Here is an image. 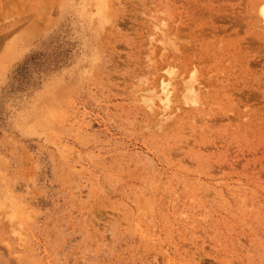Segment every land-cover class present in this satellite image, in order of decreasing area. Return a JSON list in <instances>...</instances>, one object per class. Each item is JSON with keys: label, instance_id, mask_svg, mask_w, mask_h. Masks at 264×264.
<instances>
[{"label": "rangeland", "instance_id": "rangeland-1", "mask_svg": "<svg viewBox=\"0 0 264 264\" xmlns=\"http://www.w3.org/2000/svg\"><path fill=\"white\" fill-rule=\"evenodd\" d=\"M262 9L0 0V264H264Z\"/></svg>", "mask_w": 264, "mask_h": 264}, {"label": "bare ground", "instance_id": "bare-ground-1", "mask_svg": "<svg viewBox=\"0 0 264 264\" xmlns=\"http://www.w3.org/2000/svg\"><path fill=\"white\" fill-rule=\"evenodd\" d=\"M194 8H195V7H194ZM261 13H262V11H261ZM254 15H255V14H254ZM255 27H256V26H255ZM260 28H261V27H260ZM262 29H263V28H262ZM255 40H256V39H255ZM219 45H220V44H219ZM217 49H218V48H217ZM198 70H199V69H198ZM195 75H196V74H195ZM187 79H188V78H187ZM187 79H186V80H187ZM199 79H200V77H199ZM184 80H185V79H184ZM192 80H193V79L191 78V81H192ZM197 81H198V80H197ZM183 82H184V81H183ZM193 83H194V82H193ZM189 84H190V83H189ZM194 85H195V84H193V86L188 85V87H189L188 90H186L187 87H185V88H186L185 90H186V91H189L190 88L193 89V88H194ZM186 86H187V85H186ZM190 86H191V87H190ZM200 87H201V86H200ZM196 88H197V87H196ZM196 88H195V90H197ZM166 89H167V88H166ZM170 90H171V89H170ZM183 91H184V89H183ZM198 92H199V91H198ZM183 93H184V92H183ZM190 93H191V91H190ZM168 94H170V93H168ZM193 94H195V93H193V91H192V94H191V95L193 96ZM197 94H198V93H197ZM185 95H186V94H185ZM187 95H189V94H187ZM194 96H195V95H194ZM169 97H170V96H169ZM184 97H185V96H184ZM197 97H198V96H197ZM195 98H196V96H195ZM202 98H203V97H202ZM168 99H169V98H168ZM195 100H196V99H195ZM167 101L169 102V100H167ZM167 101H166V102H167ZM191 101H192V100H191ZM191 101H190V102H191ZM168 102H167V103H168ZM181 103H182V102H181ZM184 103H185V102H184ZM198 103H199V102H198ZM165 105H166V104H164V106H165ZM169 105H170V104H169ZM190 106H191V104H190ZM195 106H196V105H195ZM201 106H202V105H201ZM170 107H171V106H170ZM198 107H199V105H198ZM190 109H192V108H190ZM161 110H162V109H161ZM178 110H179V109H178ZM175 112H176V111H175ZM160 113H161V112H160ZM147 114H148V113H147ZM170 114H171V113H170ZM158 117H159V116H158ZM158 117H157V118H158ZM163 119H164V118H163ZM166 119H167V118H166ZM155 120H156V118H155ZM173 120H175V118H174ZM159 121H160V120H159ZM164 121H165V120H164ZM170 121H171V120H170ZM161 123H162V122H161ZM170 123H171V122H170ZM155 125H156V124H155ZM161 125H162V124H161ZM170 126H171V125H170ZM153 127H154V126H153Z\"/></svg>", "mask_w": 264, "mask_h": 264}, {"label": "snow or ice", "instance_id": "snow-or-ice-1", "mask_svg": "<svg viewBox=\"0 0 264 264\" xmlns=\"http://www.w3.org/2000/svg\"><path fill=\"white\" fill-rule=\"evenodd\" d=\"M262 14H264V9H262Z\"/></svg>", "mask_w": 264, "mask_h": 264}]
</instances>
